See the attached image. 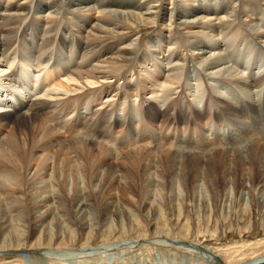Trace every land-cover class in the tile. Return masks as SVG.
Returning a JSON list of instances; mask_svg holds the SVG:
<instances>
[{
    "label": "bare ground",
    "instance_id": "bare-ground-1",
    "mask_svg": "<svg viewBox=\"0 0 264 264\" xmlns=\"http://www.w3.org/2000/svg\"><path fill=\"white\" fill-rule=\"evenodd\" d=\"M169 4L166 7L162 1L155 0H0L1 253L8 252L5 255L13 257L15 254L11 252L22 249L26 243L29 249L61 250L77 243L84 247L91 241L105 245L126 237H134L139 242L154 236L167 240L168 232H161L155 225L154 216L160 211L152 213L153 219L147 221L145 233L137 235L131 226L132 218L120 230L107 228L102 222L93 226L87 217L84 219L88 204L82 203L81 196L73 202L77 203L74 214L79 218V230L60 233L51 229L56 208L43 185L53 172L48 154H61L65 143L62 134L69 132L77 143L84 144L86 152H95L87 170L90 180L98 178V163L107 156L104 138L111 135L113 126L121 130L112 135L127 139V146L137 141H144L147 146L158 137L154 132L151 136L150 131L141 133L143 128L131 130L139 99L142 107H147L146 115L152 119L161 116L179 123L187 117L197 124L198 117L193 111L183 117L180 109L175 111L174 103L172 109L168 107L171 113L163 108L177 93V100L187 101L194 110L202 105L212 113L208 117L214 122L229 120L234 126L232 138L236 142L224 146L228 147L224 148L228 154L224 161L236 167L249 165L251 172L256 171L259 176L254 191L264 194V123L259 120L264 114V97L258 93H264V0H172ZM145 27L153 32L146 33ZM164 92L167 95L159 97ZM151 100L158 102L157 106H152ZM245 112L251 114L248 120ZM12 126L25 135L23 150L3 134ZM212 128L209 124L198 131L201 136L203 130L212 135ZM163 137H160L162 142ZM192 140L178 138L177 146L170 144L173 148L169 151L173 156L197 153L198 147L193 150L196 141ZM250 142L252 153L248 155V151L244 155L243 148ZM240 144H243L242 150L235 147ZM160 146L158 143L153 148ZM214 147H207L196 155L202 156ZM31 151L32 161L26 158ZM35 190L39 191L37 196L33 193ZM28 191L36 197L30 202L31 212H24L27 215L23 217L20 201ZM255 207L262 211L264 205L255 201ZM12 212L15 224L11 227L4 218ZM109 215L111 211L105 205L100 217L106 222ZM170 217L169 232H172L181 221L174 214ZM15 227L22 230L17 232ZM175 238H179L177 242L184 241L178 235L172 239ZM193 239L187 243L201 245L197 237ZM162 248L169 252L178 249L168 243ZM203 250L212 251L206 245ZM224 256L220 260L225 264H264V256L249 260L244 255L240 259ZM103 261L101 264L107 263ZM111 264L127 262L121 258Z\"/></svg>",
    "mask_w": 264,
    "mask_h": 264
},
{
    "label": "rangeland",
    "instance_id": "rangeland-1",
    "mask_svg": "<svg viewBox=\"0 0 264 264\" xmlns=\"http://www.w3.org/2000/svg\"><path fill=\"white\" fill-rule=\"evenodd\" d=\"M155 1H162L166 7H169V3L172 0ZM96 14L94 13L93 16H97ZM145 30H147L146 33L153 32L151 29L148 30L147 27H145ZM236 57L238 59L242 58L239 55H236ZM252 91H255V88ZM260 92L258 93L262 95L263 99L264 93L260 94ZM166 95L167 93L164 92L159 97ZM178 96L179 94H174L163 108L171 113L172 110L170 109H172V104L174 103L175 111L180 109L183 117L193 111L199 118L196 120L197 124L189 121L187 117L179 123L170 122L168 118H162L161 116H156L152 119L146 115L145 110L147 107L144 109L141 105L143 102L139 99L136 102V115L132 121L134 125H132L131 130L141 131V128H143L141 133L150 131L151 136L152 132L156 133L158 137H152L154 142L147 146H145L144 141H141L142 143L137 141L135 144L130 142L127 146V143H125L127 139L124 140L119 137L120 135H112L115 134L114 131L121 130L117 126H113L111 135L104 138L106 141H104L105 146L103 148H105L107 153L106 159L104 158L103 160L102 158L101 160L103 161H99V163L101 162L100 166L99 163L97 166L101 176L99 175L98 178L90 180L87 164L88 162L91 163V157H93L95 152H86V148H83L84 144L77 143L76 139L71 138V133H63L65 143L61 154L65 156L57 153V156L53 154V157L48 154L52 161V164H49L50 161L48 164L54 170L52 169L51 179L49 177L48 182L43 184L45 186V194L51 196L52 202H54L53 206L55 205L54 207L56 208V213L53 217L54 223L52 222L51 227L55 232L72 231L76 233L79 230V218L74 214L77 203L73 202L76 201L75 197L79 196L80 198L81 196L82 203L88 204L85 209L87 212L84 214L86 215L84 219L87 217L86 220H90L89 222L93 226H95L96 222H102V225L107 228L115 227L116 230H120L121 227L125 228L127 221L132 218L131 222L133 224L131 226L132 229L134 228L133 232L137 235L144 234L148 225L147 221L151 220V218L153 219L152 213L158 210L160 211L159 214L157 217L154 216L155 220L157 218L155 225L161 232H168L170 238L167 237L166 240L165 238L158 239L157 236H154L145 240V242H139V240L135 241L134 237H126L116 242H108L105 245L91 241L90 246L84 247L77 243L73 247L61 250L29 249L26 247L28 245L26 243L27 245L24 244L22 249L11 252V255L15 254L13 257L11 256L12 258L5 255L8 252H0V264H85V262L87 264L88 260L92 263L97 261L98 264H101L104 262L103 259L105 262L107 261L105 264H111L113 260L119 261L121 258H124L127 264H189V262L190 264H225L220 260V257L222 259L225 257L224 254H227L230 259H238V257L240 259L244 255L246 260L264 256V208L260 211L258 207H255V201L264 205V194L260 193V191L258 193L257 190L254 191L253 189L258 183V173L256 171L251 172L249 165L236 167L229 161H224V156L228 155L225 152L228 147L225 148L224 146L236 142L232 138L234 126L226 119H223L224 122H214L213 119L208 117L212 113L209 114L202 105L199 104L197 109L194 110L187 101L184 103L177 100ZM151 101L154 102L153 100ZM157 103L154 102V105H151L155 107ZM185 104L188 107L184 108ZM169 106L170 109L168 108ZM245 115V120L251 118V114L248 112H245ZM200 116H203V118L200 119ZM263 117L264 114L260 115L259 120L264 123ZM104 122L101 121L102 124ZM209 124L213 125V134L210 135V132H204L203 130V135L201 136L198 129H206ZM221 125L224 126L223 129ZM89 132L92 134L93 130L89 128ZM3 134L14 140L15 142H13L16 146L18 145L19 149L23 150L22 143L25 137L23 132L15 130L12 126L7 127ZM162 135H164L163 142L160 138ZM190 136L192 138L189 139ZM178 138L187 142L191 139L196 141L194 144L196 147L193 150L198 147L195 150L197 153L205 151L207 147L215 146L217 149L214 147L215 149L208 150V153L206 151L202 156L192 152L173 156L169 151V148H173L170 144L177 146L178 143L175 140ZM198 138H201L200 141ZM206 139L208 140L205 142ZM158 143L162 147L153 148ZM219 144L220 146L222 144V148L219 147ZM240 145L235 147H238V149L243 147V144ZM243 149L245 151L244 155L248 151L250 152L248 155H251L253 150L252 143H247ZM79 151L82 153H79ZM19 152L16 155L15 152L12 153L17 157ZM32 152L31 154L28 152V157L26 156L30 161H32ZM23 156L25 157L24 153ZM34 168L35 166L31 170L29 178L33 174ZM74 168H76V171H74ZM194 179L196 180L194 181ZM27 184H29V181ZM28 192L23 195V199L20 201L22 202L20 208H22L23 217L31 212L30 202L34 201L37 193H39L38 190L33 191L34 195H36L34 196L32 192ZM253 194L255 195L253 196ZM105 205L111 211V215L106 219V222L103 220L104 218L100 217V210ZM20 208L17 210L20 211ZM10 214L11 216L6 215L4 219L12 227L15 224L12 221L15 214L13 212ZM173 214L174 218L176 216L180 218L182 224L180 223L177 229L175 228L172 232H169L170 215ZM241 214H244V218H242L243 216L241 217ZM23 222H25V218ZM58 222L60 225H58ZM246 222L247 225H244ZM17 223L24 225L20 220H17ZM15 229H17V232L22 230L21 227H15ZM252 229H256L257 232L253 233ZM196 231L200 233H196ZM199 234L201 235L198 236ZM203 234H206V237H202ZM172 235L174 237L178 235L184 241L177 242L179 238L172 239ZM192 236L197 237L196 241L201 244L200 246H192L191 243H187L191 239L194 240L193 238L195 237ZM218 238L220 239L218 240ZM164 242L177 247V251L169 252L163 250L162 245L165 244ZM204 245L208 246L212 251H204Z\"/></svg>",
    "mask_w": 264,
    "mask_h": 264
}]
</instances>
